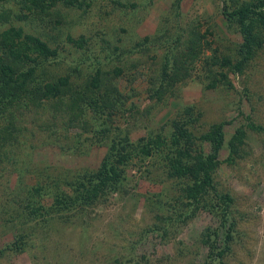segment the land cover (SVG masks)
Masks as SVG:
<instances>
[{
  "label": "rangeland",
  "instance_id": "obj_1",
  "mask_svg": "<svg viewBox=\"0 0 264 264\" xmlns=\"http://www.w3.org/2000/svg\"><path fill=\"white\" fill-rule=\"evenodd\" d=\"M240 1L85 0L79 8L58 3L23 21L27 31L57 47L50 73H70L78 82L97 67L103 71L122 99L110 127L132 140L163 131L172 118L187 115L196 133L224 120L212 182L232 196L235 224L228 239L212 193L185 204L181 189L189 179L165 177L158 152L119 160L122 181L91 203H55L53 194L70 192L65 183L93 170L107 146L68 122V111L50 99L0 115V264H202L213 230L218 247L228 245L222 264H264V41L240 70L219 64L222 55L236 57L241 40L223 5ZM190 29L201 39L197 57L185 62L188 74L158 98L150 96L163 53L185 48ZM80 35L81 46L73 42ZM214 56L218 61L208 70L205 61ZM212 77L219 80L209 86ZM237 128L242 142L227 157V140ZM202 147L207 151V142ZM34 206L40 207L33 212Z\"/></svg>",
  "mask_w": 264,
  "mask_h": 264
},
{
  "label": "trees",
  "instance_id": "obj_2",
  "mask_svg": "<svg viewBox=\"0 0 264 264\" xmlns=\"http://www.w3.org/2000/svg\"><path fill=\"white\" fill-rule=\"evenodd\" d=\"M58 3L78 8L87 4L85 0H0V115L5 111L10 116L8 108L14 105H40L52 99L53 107L63 106L68 111V122L87 129L95 142L107 146L105 157L93 170L82 172L76 176L75 182L65 183L70 186V192L60 190L53 194L55 203L64 207L91 203L104 194L106 187L115 189L122 181L119 160L131 153L146 156L158 152L163 155L165 177L189 179L181 189L185 204L193 206L203 195L212 193L220 204L217 214L220 226H225L223 238L226 241L235 224L230 209L232 196L227 191H219L212 182L223 143L224 120L211 122L198 133L188 126L190 118L187 115L172 118L163 131L137 140L130 139L125 131L121 134L122 130L115 125L113 127L118 131L112 133L111 116L120 114L122 103L118 88L106 81L98 67L78 82H74L70 73H50L48 66L56 61L57 47L24 27L23 21L49 13ZM222 11L227 19L234 22L241 40L236 46V57L231 59L222 55L219 64L240 70L264 41L261 34V29H264V0L235 2L229 9L224 3ZM200 39L201 34L190 29L185 48L174 54L171 48L163 53L157 73L158 84L151 89L150 96L158 98L168 86L188 74L185 62L197 57ZM179 41L178 33L175 42ZM73 42L81 46L85 39L80 35ZM216 61L218 58L215 56L205 61L208 70ZM118 70L116 68L114 72L118 73ZM218 74V78L226 79L224 72L219 71ZM218 78L212 77L208 85L214 86ZM184 109L185 112L190 110L189 107ZM248 126L259 127L252 122ZM242 135V129L237 128L228 138L227 157L237 153ZM203 142L208 144L207 151L202 147ZM39 207H31V211H37ZM217 237L218 231L213 230L211 242L206 241L208 260L202 264H222L221 258L228 245L218 247Z\"/></svg>",
  "mask_w": 264,
  "mask_h": 264
}]
</instances>
